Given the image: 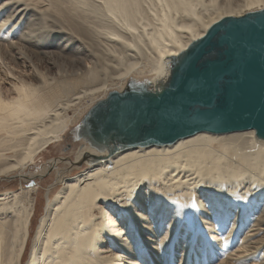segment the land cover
<instances>
[{
  "label": "bare ground",
  "instance_id": "obj_1",
  "mask_svg": "<svg viewBox=\"0 0 264 264\" xmlns=\"http://www.w3.org/2000/svg\"><path fill=\"white\" fill-rule=\"evenodd\" d=\"M262 9L264 0H0V78L10 81L8 95L0 86V176L22 185L36 178L25 171L35 157L65 139L70 145L42 165L59 187L46 195L25 264H121L118 253L132 248L129 260L143 264H264L262 132L201 130L165 142L160 129L144 142L122 144L85 134L82 124L77 132L88 140L71 136L87 110L109 91H124L133 70L141 71L129 51H147L145 88L158 100L182 55L215 24ZM95 20H110L112 33H102ZM74 39L80 42L71 50ZM50 56L67 65L57 71L69 78L62 86L35 67L31 78L10 69L21 58ZM110 62L123 67L111 69ZM106 73L117 74V85L103 86L105 93L66 118V107ZM211 88L200 83L191 92L208 102ZM26 201L19 192L0 195V264H21L36 196L34 204Z\"/></svg>",
  "mask_w": 264,
  "mask_h": 264
},
{
  "label": "water",
  "instance_id": "obj_2",
  "mask_svg": "<svg viewBox=\"0 0 264 264\" xmlns=\"http://www.w3.org/2000/svg\"><path fill=\"white\" fill-rule=\"evenodd\" d=\"M200 83L212 86L208 102L191 92ZM130 86L140 91L127 90ZM127 88L110 92L90 109L83 133L122 144L144 142L160 129L165 142L201 130L254 128L264 134V9L215 24L182 55L158 100L144 82L131 81Z\"/></svg>",
  "mask_w": 264,
  "mask_h": 264
},
{
  "label": "rangeland",
  "instance_id": "obj_3",
  "mask_svg": "<svg viewBox=\"0 0 264 264\" xmlns=\"http://www.w3.org/2000/svg\"><path fill=\"white\" fill-rule=\"evenodd\" d=\"M217 2H218V0H217ZM240 5H242V3ZM144 6H146L148 8L151 7L147 3ZM207 6H209V4ZM232 7H234L236 9L235 3L232 5ZM95 22L98 25V27L102 33L107 34V35L112 33L111 28L109 27V26H111L110 20H95ZM47 24L50 25L51 27L54 26L53 28H55L57 30L59 29L58 25H53L50 22H48ZM25 25L27 26V23L21 24L22 27ZM147 28H149V27H147ZM65 30L66 29H64V31ZM60 38L62 40L65 39V41H66V37L64 34H62V36H60ZM65 41H63L62 43H65ZM71 41H73V39ZM76 41L80 42L79 40L76 39L74 41V43H72V45H68V48L73 50L75 48V46L78 45V43ZM112 41H115V40H112ZM81 42H82V44H84L82 40H81ZM39 44H41V43H39ZM17 45H20V44H17ZM22 51H25V49L24 50L22 49ZM129 53L132 55H135V59H132V61H135V62L138 61L139 62L138 65H141V67H140L141 71L133 70V75H136V78L134 79V77H132L131 79H129L128 84L131 81H133V82H144L145 85H147L146 78H143V77L148 75V70L151 69V64L148 63V60L146 59L147 51L142 50L141 52L136 53L134 50H131V51H129ZM55 56H50L46 60H45V57H43L44 59H41V58H38V59L35 58L34 59L33 58L32 61H28L24 58H21L19 60H16L15 63L12 62L13 66H10V69L12 70L13 73L20 75L24 78H31L32 77L31 76L32 70H33L32 68L35 67L37 69V71L40 72L43 76L55 75L53 77L57 78L58 81L61 82V86H62L63 84L67 83V81H69V78L64 79L61 76L58 77L57 71L59 69H65L66 70L67 65L65 63H62ZM174 61H175V58L172 60V62H174ZM172 62H171V66H172ZM176 62H177V60H176ZM110 64H111L110 66L112 67L111 69H115V70L123 67V66H121V67H115L114 68L113 63L110 62ZM116 76H117V74H111V73L103 74L100 77L102 79L98 80L100 82L98 85H96L95 87H93L89 90H86L85 93L81 94L80 99L73 101L72 103L69 104L71 106L68 105L66 107V111L64 113L65 117L71 119V117L77 116L82 111L83 107H86L88 104L93 102V100L95 98H98L99 96H101L103 93H105L107 91V90L106 91L103 90V86L104 87L107 86L108 88H110V87L112 88V87L116 86L118 81H120L119 79L116 78ZM9 82H10L9 80H3L0 78V86H1L2 90L4 91V95L9 94V92H8ZM131 89L132 90H138L139 88L136 89V88H134V86H130L129 88H127V90H131ZM138 91H140V90H138ZM110 92L111 91H109V93ZM95 104L90 109H92L95 106ZM60 105L63 106V103H60ZM75 108H76V110H75ZM90 109L87 110V112L82 116V119H80L81 121L79 120L77 122V126L75 128L76 131H74V133H73L74 136L71 133L73 141L81 140V139H84V140L87 139L88 140V138H86L84 136H80V134L77 131H78V127H81L82 124H84V121H85L86 116L88 115ZM68 121H70V120H68ZM73 121H76V120H73ZM35 124H37V126L40 125L39 121L36 122ZM67 140H69V139H65L64 140L65 142L63 141L62 144L59 146L54 145L50 149L42 152L41 154H39L37 157L34 158V160L29 164V166L26 167V169H25L26 173H32L33 175H35L36 178L26 179V180L22 181V183H21L22 185H20V182H19L17 177L13 178L10 176H8V177L7 176H5V177L0 176V195L5 194V193H11V192H19V200H20V203L23 205H26V203H28L26 200H31L32 203L34 204V197L36 196L35 211H34L33 216L31 217L30 228L28 230V237L26 238V245H25L24 251L21 255V260H20L21 264H25L27 262L28 255L30 252L29 250H30V247L32 245V238L34 236L36 226L39 223L41 215L44 214L46 195L48 194L49 196H52L58 190V187H59L57 184H53L54 183L53 182L54 176H52V174L44 175V173H42V167H43L42 165H44L45 161L48 158L60 156L61 153L69 150L70 145L67 142ZM73 174H75V173L72 172L70 175H73ZM20 186H22V188H23L22 190L19 189ZM46 189H48V192ZM149 210L151 211L150 208H147L146 210L142 209V210H139L138 212L146 215ZM133 215L135 216V212H133ZM138 217H140V216H138ZM143 218H145V217L142 216V219ZM230 219L232 220V218H230ZM138 223L144 224L145 222H143V220H139ZM157 224L158 223H156V225ZM153 225L154 224H152L151 226H153ZM226 226L227 225H224V227L222 228V232H224V235H225V232H227ZM122 227H124V226H122ZM140 231L143 232V229L141 227L137 230V234H139ZM150 232H151L150 228L148 230L145 229V233L150 234ZM121 235H123V233ZM159 236H162L161 230L158 233H156V235H155V237H159ZM153 238H152V240H153ZM145 242H146V240L144 239V241H143L144 246L149 248L150 247L149 245L151 244V242H149V241H147V243H145ZM128 243H129V239L127 240V244ZM118 247L121 249V245ZM102 250H104L106 252L112 251L109 247H105V245L102 246ZM122 251H124L125 253L120 252V253H118V255L119 256L121 255L122 259L126 260L129 264H136L137 262L140 264H143V262H140V261H136V263H135L133 260H129L131 258L129 256V254L132 255V253H134L133 248L131 250L124 249ZM189 257H191V253H190ZM124 260L121 262V264H124V262H125Z\"/></svg>",
  "mask_w": 264,
  "mask_h": 264
},
{
  "label": "snow or ice",
  "instance_id": "obj_4",
  "mask_svg": "<svg viewBox=\"0 0 264 264\" xmlns=\"http://www.w3.org/2000/svg\"><path fill=\"white\" fill-rule=\"evenodd\" d=\"M191 206H192V207H196L195 203H193Z\"/></svg>",
  "mask_w": 264,
  "mask_h": 264
}]
</instances>
